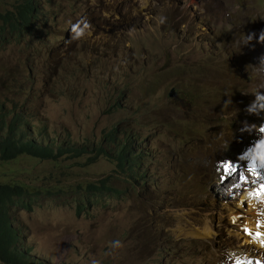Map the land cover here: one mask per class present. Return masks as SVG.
Listing matches in <instances>:
<instances>
[{"label":"clouds","instance_id":"9594fccd","mask_svg":"<svg viewBox=\"0 0 264 264\" xmlns=\"http://www.w3.org/2000/svg\"><path fill=\"white\" fill-rule=\"evenodd\" d=\"M44 1L50 3L52 0H12L0 10L2 15L0 50L12 42L19 44V38L26 36V32L31 33V37L33 32H37V40L43 39L45 31L41 26L50 25L46 17L40 21L44 14H41L40 5ZM153 1L155 2L153 6L146 7ZM201 2V0H150L136 8L133 0H118L109 11V19L89 18L79 2L74 9H67L65 16L60 17V20L66 24L62 29V37L65 39L63 46L65 48L69 41L73 43L80 41L77 45V62H68L69 72L62 80L46 69L36 57L35 70L37 75L47 76L50 79L48 87L41 88L37 96L33 97L29 92L23 96L15 94L5 98L0 97V163L7 164L10 170V162L14 158L21 154H30L37 160L38 166L47 169L59 157H78L89 150L88 146L81 144V139L96 134L108 125L98 127V118L101 115L111 116L115 111L130 109L129 113L115 119L117 124L113 129L105 132L103 138L91 146L92 155L89 160L99 156L115 160L114 174L128 182H131L129 178H133L131 185L133 190L128 195L135 196L140 190L145 193V208L139 209L135 217L129 216V218L137 230V243L145 245L150 252L156 254L152 264H175L176 261L180 264H264V247L252 244V241L260 240L261 236H264V232H260L264 228V30L259 33L260 51L257 56L262 85H258L257 90L252 89L250 93L242 96L243 101L233 100L234 108L229 111L226 105L230 100H224L222 104V101H216L217 93L223 88L222 82H214L211 95L209 94L206 100H204L205 96H200V110L204 115L200 118L202 121L206 120L207 132H198L196 128L194 129L193 135L196 134V137H193L200 140V144L196 148H191L192 145L187 148V158L176 178L173 176L165 178L161 204L156 206L148 196L153 188V178L157 176L143 170V151L140 150L141 144L138 142L143 141L146 133L154 125V109L158 104L144 107L145 100L142 95L146 93L158 95L162 91L167 104L179 105L177 94L182 91L189 76L177 77L164 86L160 85L163 74L160 70L176 68V65L171 64L176 50H172L171 45L162 40L164 33L145 21L142 16L155 8H160L168 13L171 20V12L177 8L179 13L176 16L180 17V22L185 23L186 19L181 18L183 14L194 13L197 8H202ZM23 5L29 11L27 20L20 14ZM213 8L214 5H211V9ZM130 13H133V19L122 23L123 17ZM208 14L209 12L206 11L205 15ZM166 19L162 16L160 23H165ZM216 20L218 27L212 35L218 38L224 34L227 23L220 30L218 18L214 21ZM22 23L30 26L31 30H25L21 26ZM203 27L207 28L206 25ZM106 28L121 30V37H126L127 42L136 45L140 50L146 52L155 50L161 53L166 50L167 62L156 66L146 60L135 69H127L120 54L103 57L99 35L105 33ZM41 35L42 37H39ZM254 35V33L248 34L243 44L247 45ZM229 53L230 49L228 55ZM24 55V52L14 55L11 65L15 67L16 64H24ZM226 62L217 60L216 64ZM211 64L214 63L200 60L195 73L208 72ZM178 66L179 72L189 73L187 67ZM13 67L4 73L0 72V79L7 80L5 83H9L8 78L14 76L11 73ZM156 68H159V72L152 74ZM221 72L225 71L221 69ZM27 74L33 75L30 66H27ZM227 84L230 91H233L236 83L228 78ZM132 86H136L139 90V96L134 102L127 95L128 88ZM85 89H89L95 100L92 97L85 99ZM237 90L245 91L246 87ZM100 97L107 99L105 104L98 106L97 109L95 101L97 102ZM64 100L68 101V106L64 115L65 125L61 138L60 134L51 128L53 118ZM87 105L95 114V120L91 124L93 131L80 138H73L67 118L72 111H75L81 130L85 132L87 128L81 119ZM182 106L185 109L186 106ZM183 136L182 134L181 137ZM1 153H4V158H1ZM118 153L125 155L123 165H120L118 158L115 157ZM70 154L74 156L71 157ZM233 168L236 171L232 173L231 179L226 181L224 176ZM111 177L112 174H109L97 181L86 183L83 189L77 186L78 189L68 190L73 194L83 195L80 205L76 207L77 212L81 211L84 201L90 205L96 200L101 201L106 198L105 193L120 192L111 184ZM241 177L243 179H240ZM11 182L10 193L2 204L3 210L8 211V218L13 225L15 210L32 209L20 205L21 201L31 199L33 207L35 198L40 194L62 193V191H53L51 186L32 188L29 184ZM103 182L115 190H105L95 194L85 190L89 184H95L98 189ZM57 189L61 188L55 187L54 190ZM227 203L239 205V212L232 219L225 210ZM170 208H175L174 218L165 221L164 214H160L159 211ZM147 209L150 218L145 226L143 221ZM247 210L251 214H248ZM195 212L203 213L204 218L197 220ZM224 216L227 222L224 218L219 220V217ZM206 226L211 227L209 231H205ZM230 226L233 228L231 229ZM245 229L248 231L246 232ZM238 232L251 246L248 250L237 251L236 248L241 243V239L237 237ZM257 233L261 236H257ZM111 244L113 250L124 247L118 237L112 238ZM89 264H101V260L92 257Z\"/></svg>","mask_w":264,"mask_h":264},{"label":"rangeland","instance_id":"374dc122","mask_svg":"<svg viewBox=\"0 0 264 264\" xmlns=\"http://www.w3.org/2000/svg\"><path fill=\"white\" fill-rule=\"evenodd\" d=\"M11 1L0 0V10ZM116 1L118 0H52L50 3L45 1L41 3V14H44L40 21L46 17L50 23L48 26H41L45 31L43 39L37 40V32H33L32 37L31 33L26 32V36L19 38V44L12 42L0 50L1 73L13 67L11 64L14 55L21 52L25 54L23 56L25 63L16 64L13 67L11 73L14 76L11 79L8 78L9 83H5L6 78L0 79V97L5 98L15 94L23 96L27 92L33 97L37 96L41 88L48 87L50 79L47 76L37 75L36 57L46 69L64 80L69 72L68 62H77V45L80 41L77 40L74 43L69 41L64 48L65 39L62 37V29L66 24L60 20V17H64L66 10L74 9L79 2L89 18L106 17L109 19V11ZM133 1L136 8H139L144 2L150 0ZM201 1L202 8H197L194 13L185 12L183 14L181 18L186 19L185 23L180 22V17L176 16L179 13L177 8L171 12V20L168 13L160 8H155L152 12L142 16L145 21L163 32L162 40L170 44L172 50H176L171 59V64L176 65V68L160 70L163 72L160 85L164 86L177 77L189 76L182 91L177 94L179 105L167 104L162 91L158 95L149 93L142 95L145 100L144 107L154 103L158 104L154 109V125L146 133L143 141L138 142L141 144L140 150L143 151V170L157 176L153 178V188L148 194L156 206L161 204L165 178L168 179L169 176L176 178L187 158V148H190V145H192L191 148H196L200 144V140L195 138L196 134L193 135L194 129L196 128L198 132H207V122L200 118L204 117L200 110V96H205L204 100H206V97L211 95L212 84L222 82L223 88L217 93L216 101H222V104L224 100H230L226 106L231 111L234 108L233 103L235 104L233 100L243 101L242 96L250 93L252 89L257 90V86L262 85V74L257 56L260 51L259 33L264 30V0ZM154 4L153 1L146 7ZM211 5H214L213 9ZM206 11L209 12L208 15H205ZM162 16L167 18L165 23H160ZM215 18L219 20L220 30L227 23L224 34L218 38L212 35L218 27L215 23L217 20L214 21ZM132 19L133 13H130L123 17L122 23H127ZM203 25L207 28L205 29ZM105 30V33L99 35L100 44H102L101 55L104 57L115 53L120 54L123 65L127 69H135L137 65L146 60L156 66L168 60L166 50L162 53L155 50L146 52L127 42L126 37H121V30L111 29V31L108 28ZM250 33L255 35L247 45H244L243 40ZM200 60L212 61L214 64H211L208 72L196 74ZM217 60L227 62L216 64ZM178 65L187 67L189 73L179 72ZM27 66L31 67L33 75L28 76ZM221 69L225 72H221ZM156 72H159V68H156L152 74ZM134 73L136 74L137 71ZM228 78L236 83L233 91H230L227 84ZM240 87H246V90L238 91ZM85 90V99L92 97L95 100L88 91L89 89ZM127 95L133 102L136 101L139 96L138 88L136 86L128 88ZM106 99V97H100L97 102L95 101L97 109L98 106L105 104ZM181 104L186 106V110ZM67 106L68 101L64 100L53 118L51 128L54 132H58L61 138ZM86 107L81 119L87 128L85 132L81 130L75 111H72L67 118L70 122L68 128L73 138H80L93 131L91 124L95 120V114L91 112L89 105ZM129 111L131 110H118L111 116L101 115L98 118V127L108 125L96 134L87 135L81 139V144L88 146L89 150L78 157H59L47 169L38 166L37 160L30 154H21L14 158L10 162V170L0 163V181L4 178L6 181L29 184L32 188L51 186L53 191H62V193L40 194L38 198H35L36 202L30 211L15 210L13 214L15 216L14 226L20 230L24 246L30 248L29 255L32 262L89 264L92 257L101 260V264H152L155 260V253L150 252L145 245L137 243V230L129 218V216L135 217L139 209L145 208V193L140 190L135 196L128 195L133 190L131 187L133 178H129L131 182H128L115 175V160L103 156L89 160L92 155L91 146L97 144L105 132L113 129L117 124L115 119ZM182 134L183 137H181ZM109 174H112L111 184L120 192L105 193L106 198L101 201L96 200L90 205L84 201L80 208L81 211L77 212L76 207L80 205L83 195L73 194L68 190L78 189L77 186L83 189L86 183L97 181ZM55 187L61 189L54 190ZM235 204L227 203L225 208L233 207ZM174 211L175 208L161 209L159 213L164 214L165 221H171L174 218ZM195 213L197 220L205 216L201 212ZM149 218L150 213L147 209L143 221L145 226ZM223 218L226 220V216L219 217V220ZM114 237H118L123 242V248L113 250L111 240ZM227 238L226 236L225 239ZM242 244L251 247L248 243ZM175 264L180 263L176 261Z\"/></svg>","mask_w":264,"mask_h":264},{"label":"trees","instance_id":"16d2710c","mask_svg":"<svg viewBox=\"0 0 264 264\" xmlns=\"http://www.w3.org/2000/svg\"><path fill=\"white\" fill-rule=\"evenodd\" d=\"M20 14L23 19H28L29 11L26 6L23 5ZM0 18H2V15H0ZM21 26L25 30H31V27L27 24L22 23ZM4 156V153H1V158H4ZM69 156L72 157L74 155L70 154ZM115 157L118 158L120 165H123L125 155L118 153ZM4 165L8 167L7 164L4 163ZM11 183V181H6L4 178L3 181H0V262L2 264H42L31 261V256L29 255L30 248L24 246L20 230L11 223L8 218V211L3 210L4 206L2 203L5 201L8 193H10ZM85 190L94 192L93 194H95L102 193L105 190L114 191L115 189L103 182L98 189L95 184H89L85 187ZM32 204L33 201L31 199H25L20 202V205H26L28 208H32Z\"/></svg>","mask_w":264,"mask_h":264},{"label":"bare ground","instance_id":"6f19581e","mask_svg":"<svg viewBox=\"0 0 264 264\" xmlns=\"http://www.w3.org/2000/svg\"><path fill=\"white\" fill-rule=\"evenodd\" d=\"M232 205H233V204H232ZM238 207H239V205H236V204H235L233 207L225 208V210L227 211L228 215L231 216V219L234 218V215H235L237 212H239V211H238ZM247 213H248V214H251V212H250L249 210H247ZM247 219H249V216L247 217ZM230 227H231V229L233 228V226H230ZM210 228H211V227L206 226V227H205V231H209ZM237 237H238V238H241V240L243 239V240H242V241H243L242 243H247L246 238L243 237V236L241 235L240 232L237 233ZM242 243H240V246L236 248L237 251H241L242 249L248 250V249L250 248V247H247V246H243Z\"/></svg>","mask_w":264,"mask_h":264},{"label":"snow or ice","instance_id":"6c2138e0","mask_svg":"<svg viewBox=\"0 0 264 264\" xmlns=\"http://www.w3.org/2000/svg\"><path fill=\"white\" fill-rule=\"evenodd\" d=\"M225 167L227 168V165H226ZM235 171H236V169H234V168H233V169H229L228 172L226 173V175L224 176V179H225L226 181L229 180V179H231V175H232V173L235 172ZM240 179H243V178L241 177ZM245 231L247 232L248 230L245 229ZM256 235L259 236L260 233H257ZM262 243H264V241H262Z\"/></svg>","mask_w":264,"mask_h":264}]
</instances>
